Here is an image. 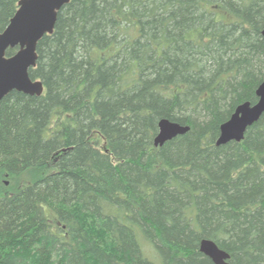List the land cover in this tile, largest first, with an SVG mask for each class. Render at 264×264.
<instances>
[{
	"label": "trees",
	"instance_id": "1",
	"mask_svg": "<svg viewBox=\"0 0 264 264\" xmlns=\"http://www.w3.org/2000/svg\"><path fill=\"white\" fill-rule=\"evenodd\" d=\"M263 30L264 0L64 6L29 70L43 94L0 103V264H213L204 239L264 264V115L215 145L257 102ZM161 119L189 132L155 148Z\"/></svg>",
	"mask_w": 264,
	"mask_h": 264
},
{
	"label": "water",
	"instance_id": "2",
	"mask_svg": "<svg viewBox=\"0 0 264 264\" xmlns=\"http://www.w3.org/2000/svg\"><path fill=\"white\" fill-rule=\"evenodd\" d=\"M71 0H20L18 9L9 25L0 34V103L11 92L40 97L43 85L29 77V70L36 67L37 44L45 35H51L58 12ZM264 41V30L261 32ZM9 49L16 53L7 57ZM257 102L239 105L230 118L220 126L216 147L243 141L246 131L264 115V78L256 90ZM189 132V127L167 119L157 124L153 139L155 148ZM199 251L213 264H231L229 255L210 240H202Z\"/></svg>",
	"mask_w": 264,
	"mask_h": 264
},
{
	"label": "rangeland",
	"instance_id": "3",
	"mask_svg": "<svg viewBox=\"0 0 264 264\" xmlns=\"http://www.w3.org/2000/svg\"><path fill=\"white\" fill-rule=\"evenodd\" d=\"M99 145H101V144H99ZM2 183L4 184L5 187L8 186V181H6V180L3 181V180H2V182L0 181V185H1Z\"/></svg>",
	"mask_w": 264,
	"mask_h": 264
}]
</instances>
